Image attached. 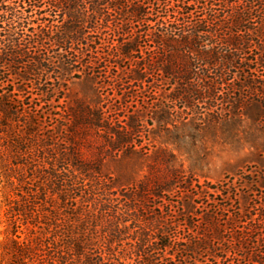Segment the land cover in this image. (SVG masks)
<instances>
[{
    "label": "trees",
    "instance_id": "1",
    "mask_svg": "<svg viewBox=\"0 0 264 264\" xmlns=\"http://www.w3.org/2000/svg\"><path fill=\"white\" fill-rule=\"evenodd\" d=\"M154 71L184 82L171 98L184 108L218 101L220 88L232 87L256 96L264 111V0H0V148L8 142L16 150L25 183L21 201L7 205L5 264H199L200 255L214 257L212 243L224 242L221 225L207 213L204 234L196 235L193 202L179 213L170 203L150 212L141 203L163 199L157 185L119 197L78 149L48 157L53 146L43 136L50 124L70 121L67 112L52 111L69 77L85 75L98 87L99 77L113 72L108 78L118 87L126 79L146 84ZM235 73L247 81L229 85ZM88 113L78 108L71 117L114 135L113 149L128 146L134 127L116 133L100 125L108 121L103 113ZM240 215L227 228L235 250L263 233L255 227L264 220ZM20 216L39 232L19 231ZM255 240L262 244L261 236ZM242 258L264 264L255 255Z\"/></svg>",
    "mask_w": 264,
    "mask_h": 264
},
{
    "label": "rangeland",
    "instance_id": "2",
    "mask_svg": "<svg viewBox=\"0 0 264 264\" xmlns=\"http://www.w3.org/2000/svg\"><path fill=\"white\" fill-rule=\"evenodd\" d=\"M111 74H102L98 87L85 75L67 79L68 90L61 96L64 99L54 103L52 111L61 115L67 112L70 121L50 124L43 136L53 146L48 157L51 154L62 157L78 149L119 197L136 196L139 187L153 189L157 185L163 199L149 198L141 203L150 212L156 204L170 203L179 213L185 201L193 202L196 235L204 234L202 217L207 213L214 216L221 225L224 242L218 245L214 241V257L200 255L199 264H253L242 258L247 254L259 257L264 263V225L255 227L263 233L256 230L254 239L247 245H238L237 250L232 245L234 236L227 230L230 218L238 214L264 220V111L253 102L258 98H252L248 92L243 96L235 94L232 87H223L217 93L218 101L184 108L181 101L171 99L182 92L181 80L154 71L146 74V84L126 79L123 86L116 87L108 78ZM247 78L244 73L227 77L231 86H238ZM78 108L88 117L89 111L103 113L108 121L100 125L109 123L116 133L134 127L128 136V146L113 149L111 145L118 142L110 132L94 125L74 123L71 113ZM80 131L85 134L83 140L75 135ZM15 151L8 142L0 148V243L6 239L8 228L11 230L7 205L19 203L18 195L24 194V188H20L25 185L24 171L16 166ZM202 192L207 198H202ZM193 194L197 196L190 201ZM150 212L151 218L154 214ZM18 220L19 231L28 235L39 232L32 220L21 216ZM260 236L262 244L255 245V238ZM5 261L0 251V263Z\"/></svg>",
    "mask_w": 264,
    "mask_h": 264
}]
</instances>
